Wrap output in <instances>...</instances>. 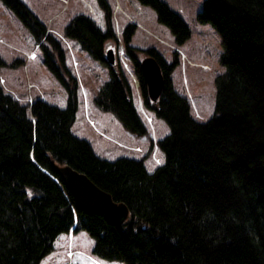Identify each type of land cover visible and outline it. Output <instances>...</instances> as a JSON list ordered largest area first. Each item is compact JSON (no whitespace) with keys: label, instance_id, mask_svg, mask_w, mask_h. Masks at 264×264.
<instances>
[{"label":"trees","instance_id":"1","mask_svg":"<svg viewBox=\"0 0 264 264\" xmlns=\"http://www.w3.org/2000/svg\"><path fill=\"white\" fill-rule=\"evenodd\" d=\"M27 28L42 62L64 88L63 107L41 98L21 103L0 85V264H39L60 234L82 230L90 253L119 264H264V0H203L196 14L220 38L213 78L212 114L198 121L187 98L173 88L176 56L166 62L154 48L122 41L142 106L167 126L157 140L163 159L148 172L142 158L107 160L70 128L76 111L77 80L64 63L59 42L21 0H0ZM104 29L85 14L73 15L63 35L107 68L92 101L111 113L134 137L145 126L133 105L126 75L108 64L104 45L114 42L107 0H95ZM150 7L175 44L189 37L182 18L162 0H136ZM152 55L163 76L155 101L146 93L137 52ZM5 62L0 57V67ZM51 163L83 173L128 215L116 224L105 215L82 212Z\"/></svg>","mask_w":264,"mask_h":264},{"label":"rangeland","instance_id":"2","mask_svg":"<svg viewBox=\"0 0 264 264\" xmlns=\"http://www.w3.org/2000/svg\"><path fill=\"white\" fill-rule=\"evenodd\" d=\"M21 1L35 11V16L45 25L46 31L58 40L64 63L77 80V106L70 130L74 135L84 138L99 157L107 160L120 156L142 158L148 172L163 159L157 140L168 132V128L161 119L154 116L153 111L142 106L131 62L124 52L122 32L127 24H134L129 39L130 46L139 50L152 47L166 62L173 55L176 56L178 64L171 71L170 80L176 92L187 98L191 115L198 121H205L212 114L213 78L222 71L218 63L221 47L220 38L212 26L196 20L203 0H162L182 18L189 29V37L178 45L174 43L169 29L156 21L155 13L150 7L141 5L136 0H107L116 39L105 43L104 55L107 49L111 50L113 63H118L126 75L133 105L146 130L141 137L130 135L111 113L94 105L92 97L107 79V68L91 59L76 42L63 35L65 24L78 13L88 15L99 28L104 29L103 12L96 1L50 0L53 6L49 8L43 6L48 0ZM146 55L148 54L139 51L136 57L139 61ZM0 57L5 62L0 67V85L3 91L21 103L41 98L59 107L65 105V90L43 65L39 46L27 28L1 1ZM65 236L66 238L53 242L52 252L45 255L40 264H76L77 256L85 260L87 256L93 259H82L84 264H117L92 256V239L84 231L79 230L72 235L68 232Z\"/></svg>","mask_w":264,"mask_h":264},{"label":"water","instance_id":"3","mask_svg":"<svg viewBox=\"0 0 264 264\" xmlns=\"http://www.w3.org/2000/svg\"><path fill=\"white\" fill-rule=\"evenodd\" d=\"M104 58L108 64L113 63L111 50H106ZM139 68L147 96L151 101H155L163 85L160 66L152 55H146L139 60ZM51 167L60 178L65 190L71 195L78 210L101 213L116 224L126 219L128 211L124 203L113 201L107 192L98 188L83 173L66 164L51 163Z\"/></svg>","mask_w":264,"mask_h":264},{"label":"crops","instance_id":"4","mask_svg":"<svg viewBox=\"0 0 264 264\" xmlns=\"http://www.w3.org/2000/svg\"><path fill=\"white\" fill-rule=\"evenodd\" d=\"M45 3V2H44ZM52 3V1H50V0H48L43 6H46L47 8H49L50 6H53V4H51ZM26 4V3H25ZM27 5V4H26ZM35 7V6H34ZM27 8L29 9V10H31V12L32 13H34V15H35V11L31 8V7H29L28 5H27ZM36 8V7H35ZM36 10H37V8H36ZM15 98V97H14ZM75 232H77V231H75ZM74 232H71V235L73 234ZM66 234H60V235H58L56 238H55V240H57V239H63V238H66V236H65ZM54 240V241H55ZM53 241V242H54ZM75 248V247H74ZM77 249H79V248H77ZM70 250V249H69ZM69 250H68V252H69ZM73 250H75V249H72V251ZM52 252V250L48 253V254H50ZM77 255H82V254H77ZM82 259H84V258H79L78 256L76 257V264L78 263V264H84V261L82 260ZM86 259L87 260H89V261H91V259L92 258H90V257H86ZM42 260V259H41ZM85 260V259H84ZM87 260H85V261H87ZM93 260V259H92ZM41 262V261H40ZM40 264V263H39ZM117 264H119V263H117Z\"/></svg>","mask_w":264,"mask_h":264},{"label":"snow or ice","instance_id":"5","mask_svg":"<svg viewBox=\"0 0 264 264\" xmlns=\"http://www.w3.org/2000/svg\"><path fill=\"white\" fill-rule=\"evenodd\" d=\"M157 163H159V161H157Z\"/></svg>","mask_w":264,"mask_h":264}]
</instances>
